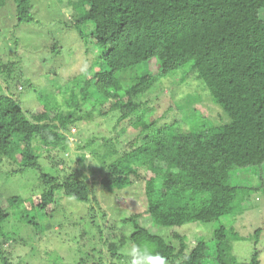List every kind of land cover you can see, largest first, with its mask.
<instances>
[{
    "label": "trees",
    "instance_id": "16d2710c",
    "mask_svg": "<svg viewBox=\"0 0 264 264\" xmlns=\"http://www.w3.org/2000/svg\"><path fill=\"white\" fill-rule=\"evenodd\" d=\"M64 4L71 5L75 15L71 21L63 19L62 25L81 40L88 53L86 66L58 89L61 100L37 103L38 83L26 82L32 87L25 97L20 94L21 83L11 88L16 72L10 62L16 60L0 65V71H6L5 90H0V164L13 163L10 174L39 168L33 140L51 151L67 140L73 125L97 118L107 120L111 133L101 143L100 158L109 159L104 160L101 174L92 173L93 183L44 172L39 193L24 200L18 195L0 196V264H13L1 247L16 236L3 230L10 216L7 204L21 203L26 212L47 219L59 210L53 202L59 189L64 202L90 204L92 193L97 206L90 204L85 219L80 218L90 229L77 223L80 219L58 222L75 223L81 231L79 250L85 258L77 264L88 262L94 252L100 257L103 246L109 262L120 257L117 253L123 247H132L125 264H260V249L254 245L262 228L254 230L252 250L240 261L232 245L243 238L221 219L258 207V199L251 202L252 193L264 204L261 171L249 173L258 184L235 180L238 170L264 169V0H67ZM6 6L11 21L5 11L0 20L15 25L38 21L31 0H0V11ZM58 49L52 47L51 52L57 55ZM150 61L156 64L155 75ZM125 75L127 79L122 78ZM192 75L201 83L212 111L218 105L221 112L195 108L196 112L185 114L179 106L168 107L155 118L144 112L147 103L140 99L144 91L154 84L162 88L182 83ZM41 78L56 79V73ZM178 114L182 121L176 120ZM96 186L110 205L107 209L117 208L112 225L94 193ZM194 224L209 231L189 247L179 231ZM50 227L45 224L41 229ZM158 229L169 232L177 244ZM45 253L53 255V249L47 246ZM99 257L90 262L102 264Z\"/></svg>",
    "mask_w": 264,
    "mask_h": 264
},
{
    "label": "rangeland",
    "instance_id": "374dc122",
    "mask_svg": "<svg viewBox=\"0 0 264 264\" xmlns=\"http://www.w3.org/2000/svg\"><path fill=\"white\" fill-rule=\"evenodd\" d=\"M31 1L36 10L35 19L37 20L38 18V21L35 22L15 25V22H10V6L2 8L0 11L1 13L7 12L10 20V23H8V20H0V65L16 60L17 63L10 62L12 66L13 64L15 65L17 74L10 82L13 89L17 82L22 84L21 86L24 89L20 93L21 97L31 93L30 88L32 86L26 84L29 81L32 85L38 83V97L35 99L37 103L45 100L54 102L55 98L61 100V94H59L58 89H61L62 86L64 87L70 76L85 68L88 53L84 52L83 44L76 32L62 25L63 19L71 21L75 15V10H73L71 5L67 6L64 4L67 0ZM262 14L264 16V11ZM3 16L4 14H0V17ZM57 46L59 49L57 55H55L51 52V49ZM90 53L93 56L94 52ZM92 60L94 61V56ZM149 69L153 75L157 73L154 61L149 62ZM50 71H55L56 79L47 80L41 78L44 73H49ZM5 73V70L4 73L0 71V90L2 91L5 90V82L3 81ZM122 78L127 79L126 75ZM9 85L10 83L8 82ZM161 87L158 88V84H154L150 89L144 91L140 97L141 100L147 103L145 104L147 109L144 112L149 114L151 112L152 118H155L166 108H175L176 106L183 109L185 114L196 112V109L203 113L212 111V106L207 102L201 83L196 80L194 75L182 83L163 85ZM214 106L215 108L212 112H221V108L218 105ZM27 107L34 106L29 104ZM181 117L182 115L178 114L176 120L182 121ZM79 126L73 125L67 134V140L59 142L51 151L45 144L33 140V145L37 147L38 154H40L39 168H27L21 173L10 174V170L15 165L3 160L0 164V196L10 199L18 195L24 200L28 196L39 193L43 188L40 175L44 172L55 175L58 179L72 176L82 179L87 178L89 182H92V173L99 172L101 174L104 170V160L107 161L109 159L102 160L100 156L104 151V146L101 143L103 140H108L111 133L107 126V120L104 118H97L92 123ZM91 139L93 142L88 144ZM259 171L264 174L263 168L260 170L257 168L238 170L235 180L236 182L249 181L258 184L254 178L250 179L249 173L256 175ZM100 176H97V180H99ZM62 193V189L55 192L53 202L54 206L59 207V210H56L54 215L48 216L47 219L42 218L38 214L26 212L25 208H23L24 205L20 207L21 203L19 205L15 203L7 204L6 207L7 211L10 212V216L4 222L3 230L16 235L14 240L8 239L7 242L4 241L1 245L3 251L7 253L6 256L9 262L13 264H77L83 257L79 250L78 234L81 231L76 227L75 223L61 226L58 222L61 220L67 221V219L77 221L82 217L85 219L89 205H93L94 209L97 207L93 201L94 196L92 193L90 194V204H81L75 201L70 203L69 201H62L64 199L62 198ZM94 193L106 210L108 224L112 225L116 219L114 216L117 214V208L109 210L110 205L104 201L100 186H96ZM250 199L253 203L255 199H258L257 203L260 206L251 208L236 217L226 215L221 220L229 227L234 228L241 235L240 239L243 238L232 245V251L238 256L240 261L248 258L252 250L253 246L251 243L254 240H251L250 236H254V230L258 227L262 228L260 241L254 247L260 249V264H264V204L262 199L255 193L250 195ZM107 206H109L108 209ZM84 219H80L82 221L77 223H81L90 229V224L83 221ZM87 219L89 220V215ZM97 219L100 218L97 217ZM45 224L52 225V227L48 230L41 229V226H45ZM217 224L216 221L213 226L215 227ZM208 228L204 229L202 226L199 227V225L194 224L186 226L179 232L186 235V243L191 247L199 237L209 231ZM64 231H66L67 235ZM157 231L159 234L167 236V239L173 244H177V239L171 236H169L170 238L168 237V234L170 235L169 232H165L162 229ZM47 246L53 249V255H48V251L45 253ZM100 250V253H102L100 257L97 256V252H94L85 264H94L90 262L91 259L98 257L101 259L102 264H125L126 260L131 256L132 247L127 246L120 249L117 253L120 254V257L110 259L111 263L106 254L105 246L101 247Z\"/></svg>",
    "mask_w": 264,
    "mask_h": 264
}]
</instances>
